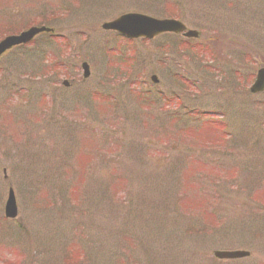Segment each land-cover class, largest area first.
<instances>
[{
  "label": "rangeland",
  "instance_id": "1",
  "mask_svg": "<svg viewBox=\"0 0 264 264\" xmlns=\"http://www.w3.org/2000/svg\"><path fill=\"white\" fill-rule=\"evenodd\" d=\"M128 12L182 20L200 31V50L173 42L180 36L126 42L100 28ZM0 25V37L33 25L60 32L53 41L36 37L0 61V264H264V92H249L264 66V0H0ZM107 47L118 61L136 53L141 62L132 58L137 64L125 69L133 73L110 86L121 105L88 107L75 96L111 77ZM170 50L179 53L170 55L176 60L165 56L152 66L155 52L162 57ZM57 61L67 73H55ZM82 61L90 66L87 81H81ZM171 71L189 74L190 87L171 80ZM152 73L158 85L152 86ZM121 87L127 93L120 97ZM144 87L181 94L187 108L206 109L204 118L224 117L236 145L227 136L219 146L208 132L196 142L193 131L185 138L173 125L165 133L164 121H157L166 119L164 107H144L150 96L138 105L127 97ZM169 108L181 116L184 107ZM153 109L159 115L152 135ZM212 113L218 117L207 116ZM75 119L80 128L72 137L75 129L67 126ZM115 139L118 145L109 147ZM138 142L145 145L132 151ZM125 151L134 171L122 169V179L98 170L90 176L101 157ZM67 159L74 173L87 172L85 179L67 174ZM9 188L18 210L13 220L3 216ZM234 249L249 256L213 257Z\"/></svg>",
  "mask_w": 264,
  "mask_h": 264
},
{
  "label": "water",
  "instance_id": "2",
  "mask_svg": "<svg viewBox=\"0 0 264 264\" xmlns=\"http://www.w3.org/2000/svg\"><path fill=\"white\" fill-rule=\"evenodd\" d=\"M101 27L106 30H115L129 38L146 37L150 39L164 32H182L185 37H197L198 35L194 30H187L184 24L178 20L171 18L158 19L149 15L134 12L125 13L112 21L104 22ZM49 30V28L44 26H33L19 34L4 37L0 40V56L14 46L29 42L38 33L47 32ZM263 89L264 67L257 71L255 81L250 87V92L256 93ZM4 215L7 218H15L17 215V206L12 189H9L8 191L7 199L4 204ZM213 255L218 259H236L248 256L249 252L244 250H216L213 252Z\"/></svg>",
  "mask_w": 264,
  "mask_h": 264
},
{
  "label": "trees",
  "instance_id": "3",
  "mask_svg": "<svg viewBox=\"0 0 264 264\" xmlns=\"http://www.w3.org/2000/svg\"><path fill=\"white\" fill-rule=\"evenodd\" d=\"M0 26H3V25H0ZM49 36H51V35H49ZM2 37V36H1ZM0 37V38H1ZM47 39H48V37H47ZM49 40V39H48ZM26 48V46L25 47H18L17 49H25ZM170 52V51H169ZM169 52H166V53H164V54H170ZM94 109V112L96 113V111H95V108H93ZM157 119V118H156ZM156 119L153 121V122H150V123H152V124H150V126L151 127H149V131H148V133L149 134H156L157 132H153V133H151L150 132V128H151V131H153V130H155V126H157V125H155V121H156ZM175 119V120H174ZM181 118H180V116H178V115H175V116H173V115H171V120H169L168 121V123H169V125L171 124V121H172V123H176L177 121H179ZM141 120H142V116H141ZM157 121H159V119L157 120ZM160 122V121H159ZM161 124V123H160ZM211 125L212 126H214L215 128H219V124H217V123H211ZM69 126H71V125H69ZM208 132V136H210V138H211V140L212 139H214V140H212V141H219V140H221L222 139V136L218 133V132H215V131H210V130H208L207 128H200L199 129V133H191V137L193 136V135H195L196 136V142H199L200 141V135L201 134H204V133H207ZM72 136H74V135H72ZM228 142L229 143H231V144H233V145H236V142L237 141H235L233 138H229L228 139ZM195 143V142H194ZM193 143V144H194ZM115 145H117V143L115 142L114 143ZM138 143H136V144H132V146H133V150L132 151H134V150H136L137 149V147H138ZM177 145H178V143H177ZM193 147H192V152H194L195 151V148L194 147H196L197 145H192ZM139 150H141V149H139ZM127 154H125L123 157H116L115 159H104L103 157H101L100 158V160H99V165L98 166H94V167H92V170H91V172H89V174H91L90 176H94V174H96L97 172H95V171H101L102 170V174L101 175H103V178H105L104 177V175H106V176H108V175H112V176H118V178H120V179H122L121 178V176H123V175H125L124 174V171L122 170V169H126V170H129V169H131V168H129V162L127 163V159H128V157L132 154L131 153V151H125ZM128 155V156H127ZM132 156V155H131ZM71 159V158H70ZM70 159H67V163L65 164V166H67L68 168L67 169H64V170H66V172H67V174H68V172L70 173V174H72L73 176H78V175H81V180L84 178H86V175H87V172H76V173H74L73 171H71V169H73L74 168V166H73V164L72 163H70ZM87 159V158H86ZM131 160H132V162L133 163H138L139 161H140V159H138V157H136L135 159H134V157H131ZM193 160V159H192ZM116 163H117V165H116ZM134 164V165H135ZM241 165V164H240ZM62 166H64V164H62ZM64 166V167H65ZM242 166V165H241ZM135 167H137L136 165H135ZM135 169V168H134ZM134 169H131V171H134ZM109 170H112L111 172H113V173H109ZM126 172V171H125ZM67 183H70V181H67ZM88 183V182H87ZM94 184V186L95 187H97V188H99V187H101L102 186V184H101V182L99 181V180H97V182H94L93 183ZM65 185V184H64ZM89 185L87 184L86 185V187H88ZM66 187H67V190L70 192L71 191V189H68V186H67V184H66ZM105 188L107 187V186H104ZM104 187L102 188L103 190H104ZM60 190H63L64 191V189H61L60 188ZM104 192H105V190H104ZM106 193V192H105ZM207 212V211H206Z\"/></svg>",
  "mask_w": 264,
  "mask_h": 264
}]
</instances>
